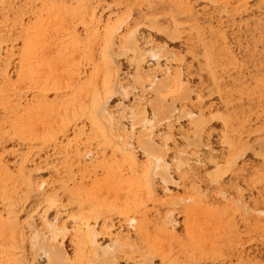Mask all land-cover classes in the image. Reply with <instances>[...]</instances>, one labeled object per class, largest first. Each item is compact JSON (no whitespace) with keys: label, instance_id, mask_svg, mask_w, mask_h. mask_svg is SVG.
<instances>
[{"label":"rangeland","instance_id":"1","mask_svg":"<svg viewBox=\"0 0 264 264\" xmlns=\"http://www.w3.org/2000/svg\"><path fill=\"white\" fill-rule=\"evenodd\" d=\"M0 264H264V0H0Z\"/></svg>","mask_w":264,"mask_h":264},{"label":"bare ground","instance_id":"2","mask_svg":"<svg viewBox=\"0 0 264 264\" xmlns=\"http://www.w3.org/2000/svg\"><path fill=\"white\" fill-rule=\"evenodd\" d=\"M113 91V90H112Z\"/></svg>","mask_w":264,"mask_h":264}]
</instances>
